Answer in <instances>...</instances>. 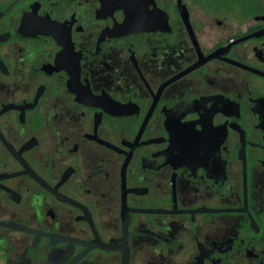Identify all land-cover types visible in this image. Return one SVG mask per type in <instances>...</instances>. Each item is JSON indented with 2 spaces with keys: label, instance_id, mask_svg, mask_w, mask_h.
<instances>
[{
  "label": "flooded vegetation",
  "instance_id": "obj_1",
  "mask_svg": "<svg viewBox=\"0 0 264 264\" xmlns=\"http://www.w3.org/2000/svg\"><path fill=\"white\" fill-rule=\"evenodd\" d=\"M0 264H264V0H0Z\"/></svg>",
  "mask_w": 264,
  "mask_h": 264
}]
</instances>
